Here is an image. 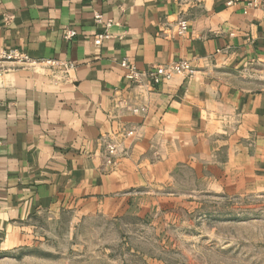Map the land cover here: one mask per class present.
Masks as SVG:
<instances>
[{
  "label": "crops",
  "instance_id": "0c3cea01",
  "mask_svg": "<svg viewBox=\"0 0 264 264\" xmlns=\"http://www.w3.org/2000/svg\"><path fill=\"white\" fill-rule=\"evenodd\" d=\"M247 1L0 0V46L30 60L0 74V264H26L46 219L142 210L138 198L180 179L264 194V0ZM123 58L185 59L195 74L133 85ZM103 139L118 145L113 165Z\"/></svg>",
  "mask_w": 264,
  "mask_h": 264
},
{
  "label": "rangeland",
  "instance_id": "374dc122",
  "mask_svg": "<svg viewBox=\"0 0 264 264\" xmlns=\"http://www.w3.org/2000/svg\"><path fill=\"white\" fill-rule=\"evenodd\" d=\"M264 83V67L258 69ZM176 182V181H175ZM116 217L45 220L26 264H264V194L180 179ZM143 198V199H142Z\"/></svg>",
  "mask_w": 264,
  "mask_h": 264
},
{
  "label": "built area",
  "instance_id": "2783aa9c",
  "mask_svg": "<svg viewBox=\"0 0 264 264\" xmlns=\"http://www.w3.org/2000/svg\"><path fill=\"white\" fill-rule=\"evenodd\" d=\"M256 0H248V5H253ZM94 21L96 23H102V14L96 13L94 15ZM105 28L110 26V21L105 23ZM187 30V21L183 17H179L176 21V34L183 35ZM76 35V31L72 28H68L64 32V38L66 40L72 39ZM111 37V34L104 30L102 33H98L94 37V44L99 45L104 39ZM30 62L28 56L17 50L0 46V74L5 73L12 69L16 65ZM52 66L60 67L63 71L72 67L69 62H59L49 60L47 62ZM120 66L125 70V78L133 85H141L143 81L149 80L151 84L158 85L165 81L170 80L173 76L179 75L183 77H192L195 74L194 67L185 59L173 61L166 64L152 65L149 69L138 70L134 65L129 63L126 58L121 59ZM143 110L142 108H133V112ZM133 134V130H126L123 136L129 137ZM103 149V158L106 165H113L115 158L118 154V145L112 139H103L101 141Z\"/></svg>",
  "mask_w": 264,
  "mask_h": 264
}]
</instances>
